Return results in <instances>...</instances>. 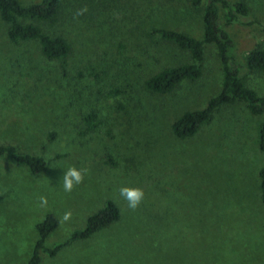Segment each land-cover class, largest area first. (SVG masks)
Returning <instances> with one entry per match:
<instances>
[{"label":"rangeland","instance_id":"1","mask_svg":"<svg viewBox=\"0 0 264 264\" xmlns=\"http://www.w3.org/2000/svg\"><path fill=\"white\" fill-rule=\"evenodd\" d=\"M240 1L249 11L230 31L242 62L264 43V0ZM40 27L70 45L65 68L34 41L11 43L0 19V144L47 161L34 175L0 157V264L27 262L36 224L47 213L59 219L46 240L51 246L82 228L107 200L120 209L116 223L42 264H264L258 176L264 118L237 102L218 109L193 137L172 131L183 113L203 109L219 93L215 46L205 47L198 80L165 95L144 88L156 73L190 61L152 30L200 39L203 7L192 8L190 0H62L56 21ZM240 75L264 96V77L243 68ZM90 112L96 128L86 133L83 117ZM71 166L89 171L67 193L62 177ZM123 186L145 191L134 211L119 195ZM69 210L72 219L62 222Z\"/></svg>","mask_w":264,"mask_h":264},{"label":"trees","instance_id":"2","mask_svg":"<svg viewBox=\"0 0 264 264\" xmlns=\"http://www.w3.org/2000/svg\"><path fill=\"white\" fill-rule=\"evenodd\" d=\"M94 1V0H91ZM192 8L203 7V34L200 39L185 33L154 29L152 34L174 44L189 53L190 61L176 67L165 68L148 78L146 91L165 95L171 93L181 82L196 81L202 75L204 52L207 45H214L221 64V89L201 110L183 113L173 124L172 131L178 138L193 137L200 128L209 123L221 107L243 103L254 117L264 118V96L250 87L241 69L249 74L264 77V43L253 48L241 62L236 54V43L230 29L239 19L247 16L248 7L240 0H190ZM62 0H40L35 4L21 5L18 0H0V19L7 25L6 37L14 44L36 42L41 54L48 60H57L63 68L71 52L70 45L62 36H50L40 27L54 23L60 15ZM85 132L96 128V113L83 117ZM259 149L264 153V120L259 131ZM0 157H7L16 164L26 167L32 174L41 173L47 161L41 154L22 153L14 144H0ZM260 198L264 205V165L259 173ZM120 209L107 200L101 209L90 215L82 228L75 229L63 242L46 245L49 235L59 225L54 213H47L36 224L37 239L25 264H42L46 258L53 259L72 243L88 241L96 234L120 219Z\"/></svg>","mask_w":264,"mask_h":264},{"label":"clouds","instance_id":"3","mask_svg":"<svg viewBox=\"0 0 264 264\" xmlns=\"http://www.w3.org/2000/svg\"><path fill=\"white\" fill-rule=\"evenodd\" d=\"M87 9L79 10L76 15H82ZM87 168H77L71 166L67 170H64L62 177L63 190L67 193H71L74 188L83 183L85 176L88 174ZM119 195L127 202V206L131 210H136L145 198V191L140 187L123 186L119 189ZM48 205V199L46 196L39 198V206L45 208ZM72 219V212L66 211L62 218V222H68Z\"/></svg>","mask_w":264,"mask_h":264}]
</instances>
